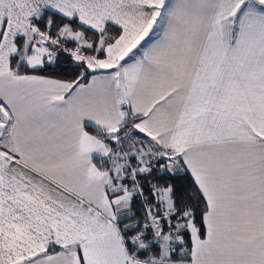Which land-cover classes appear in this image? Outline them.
<instances>
[{"label":"snow or ice","instance_id":"obj_1","mask_svg":"<svg viewBox=\"0 0 264 264\" xmlns=\"http://www.w3.org/2000/svg\"><path fill=\"white\" fill-rule=\"evenodd\" d=\"M0 264H264V0H0Z\"/></svg>","mask_w":264,"mask_h":264}]
</instances>
